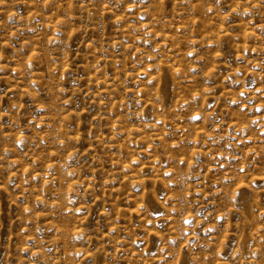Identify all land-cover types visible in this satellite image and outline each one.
<instances>
[{
	"label": "rangeland",
	"instance_id": "374dc122",
	"mask_svg": "<svg viewBox=\"0 0 264 264\" xmlns=\"http://www.w3.org/2000/svg\"><path fill=\"white\" fill-rule=\"evenodd\" d=\"M0 264H264V0H0Z\"/></svg>",
	"mask_w": 264,
	"mask_h": 264
},
{
	"label": "snow or ice",
	"instance_id": "6c2138e0",
	"mask_svg": "<svg viewBox=\"0 0 264 264\" xmlns=\"http://www.w3.org/2000/svg\"><path fill=\"white\" fill-rule=\"evenodd\" d=\"M196 117H194V119H195Z\"/></svg>",
	"mask_w": 264,
	"mask_h": 264
}]
</instances>
